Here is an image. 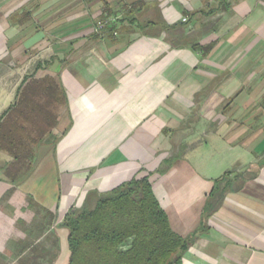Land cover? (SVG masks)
I'll return each instance as SVG.
<instances>
[{"label": "crops", "instance_id": "crops-1", "mask_svg": "<svg viewBox=\"0 0 264 264\" xmlns=\"http://www.w3.org/2000/svg\"><path fill=\"white\" fill-rule=\"evenodd\" d=\"M0 133V264H67V211L144 176L182 237L224 188L182 264H264V0H0Z\"/></svg>", "mask_w": 264, "mask_h": 264}, {"label": "trees", "instance_id": "trees-1", "mask_svg": "<svg viewBox=\"0 0 264 264\" xmlns=\"http://www.w3.org/2000/svg\"><path fill=\"white\" fill-rule=\"evenodd\" d=\"M12 158L4 173L12 182L22 181L31 164L26 155L13 154ZM167 168L168 163L158 172ZM223 189L215 188L200 226L185 237L171 228L148 176L132 178L98 195L93 205L86 200L81 207L73 206L61 224L67 230V264H182L184 253L204 231Z\"/></svg>", "mask_w": 264, "mask_h": 264}, {"label": "rangeland", "instance_id": "rangeland-1", "mask_svg": "<svg viewBox=\"0 0 264 264\" xmlns=\"http://www.w3.org/2000/svg\"><path fill=\"white\" fill-rule=\"evenodd\" d=\"M55 115H56V114H55ZM59 132H60V131H59L58 129H57V130H54V135H53V136L56 137L57 135H59ZM49 140H50V142H51V140H52L51 137L49 138ZM182 150H183V148H181V151H182ZM5 158H6V156H5ZM5 158H4V156H3V157L0 159V164H1L4 160H6ZM7 158H9V159H8V162H9V163L12 162V160H13L12 155H11V157H10V156H7ZM11 158H12V159H11ZM2 159H3V160H2ZM231 167H232V166H231ZM3 173H4V172H3ZM245 174L248 175L247 172H246ZM234 178H235V177H234ZM236 180H237V179H236ZM236 182H237V181L234 182V184H233V188H236V187H237V185H236L237 183H236ZM58 227H59V226H58Z\"/></svg>", "mask_w": 264, "mask_h": 264}, {"label": "built area", "instance_id": "built-area-1", "mask_svg": "<svg viewBox=\"0 0 264 264\" xmlns=\"http://www.w3.org/2000/svg\"><path fill=\"white\" fill-rule=\"evenodd\" d=\"M183 21H185V19L183 18ZM105 28V22H103V21H98L97 23H96V29L97 30H103Z\"/></svg>", "mask_w": 264, "mask_h": 264}]
</instances>
